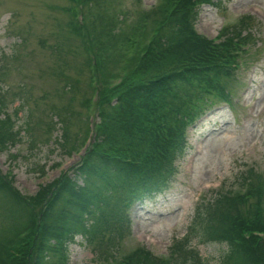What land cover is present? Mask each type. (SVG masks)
Returning a JSON list of instances; mask_svg holds the SVG:
<instances>
[{"label": "trees", "instance_id": "1", "mask_svg": "<svg viewBox=\"0 0 264 264\" xmlns=\"http://www.w3.org/2000/svg\"><path fill=\"white\" fill-rule=\"evenodd\" d=\"M76 1L86 4L87 21L78 20L70 6L62 8L68 31L92 53L83 64L89 68L87 83L97 88L95 135L72 175L41 187L28 201L0 175V264H65L66 243L75 235L94 244L108 233L106 249L114 250L116 242L110 241L113 232L119 236L116 224L124 219L120 203L129 205L168 187L171 162L184 146V125L215 103L230 102L227 79L233 75L234 51L247 45L240 28H247L248 15L223 26L211 40L197 33L194 21L197 6L212 0H158L137 18L148 44H135L137 51L124 56L122 50L141 32L122 35L125 45L118 35L111 42L116 33L103 29L101 14L95 13L103 0ZM51 50L59 55L61 46L56 43ZM116 58L122 60L115 63ZM56 60L59 67L68 63L61 55ZM107 64L117 69L105 70ZM110 78L116 81L108 86ZM63 85L74 88L76 80L64 76ZM9 126L8 118L0 117V149L12 140ZM256 172L252 166L240 172L235 194L220 187L210 200L196 203L167 260L137 247L116 264H207L192 251L190 239L224 244L217 264H264V183ZM25 228L33 233L30 242L16 248L13 257L3 256V246Z\"/></svg>", "mask_w": 264, "mask_h": 264}, {"label": "rangeland", "instance_id": "2", "mask_svg": "<svg viewBox=\"0 0 264 264\" xmlns=\"http://www.w3.org/2000/svg\"><path fill=\"white\" fill-rule=\"evenodd\" d=\"M157 1L103 0L95 13L101 14L108 30L116 29L110 40L116 42L118 36L141 32L140 12ZM212 1L196 9L194 28L199 35L214 38L223 26L241 15L249 16L247 28H240V38L247 45L244 51H234L239 63L227 79L230 103L212 98L217 103L193 117L182 154L171 162L175 174L168 189L132 204L125 213L129 221L116 224L120 229L116 258L139 244L166 257L171 242L186 232L196 202L210 200L220 187L235 194L239 174L246 167H254L256 178L264 183V0ZM83 5L76 0H0V117L7 114L19 133L16 143L11 140L0 149V174L24 195L61 171L71 174L88 122L98 118L91 104L97 88L87 83L89 68L83 64L87 52L82 48L81 53L79 39L68 31V13L62 8L70 6L87 21ZM255 6L261 16L252 11ZM138 35L135 43L122 50L124 56L137 51L135 44H148L143 32ZM56 43L61 46L59 55L68 61L61 67L56 60L59 55L51 50ZM120 60L116 58L115 63ZM64 76L76 80L74 88L63 87ZM197 147L199 151H194ZM260 195L264 197V191ZM188 244L207 264H217L225 249L222 243L201 244L194 239ZM11 248L5 246L3 256L10 257ZM106 248L104 238L87 244L77 235L67 244L66 264H114L115 257H108Z\"/></svg>", "mask_w": 264, "mask_h": 264}]
</instances>
